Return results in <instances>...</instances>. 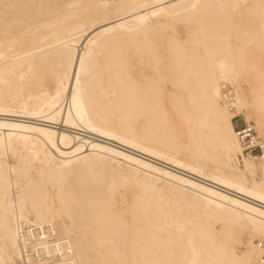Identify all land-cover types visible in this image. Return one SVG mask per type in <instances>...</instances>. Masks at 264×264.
<instances>
[{"label": "bare ground", "instance_id": "bare-ground-1", "mask_svg": "<svg viewBox=\"0 0 264 264\" xmlns=\"http://www.w3.org/2000/svg\"><path fill=\"white\" fill-rule=\"evenodd\" d=\"M240 116L264 141V0H0V264H264Z\"/></svg>", "mask_w": 264, "mask_h": 264}, {"label": "built area", "instance_id": "built-area-1", "mask_svg": "<svg viewBox=\"0 0 264 264\" xmlns=\"http://www.w3.org/2000/svg\"><path fill=\"white\" fill-rule=\"evenodd\" d=\"M222 99L229 103L231 101L232 90L228 84H223ZM235 135L240 146V152L236 155L237 164H241L243 157L256 158L258 156H264V141L258 136L254 126L247 122H242L235 129ZM48 225L40 226L38 229L40 232L46 231ZM53 239V238H51ZM258 246H264V238L257 241ZM45 255V256H44ZM47 258L48 256L44 254Z\"/></svg>", "mask_w": 264, "mask_h": 264}, {"label": "rangeland", "instance_id": "rangeland-1", "mask_svg": "<svg viewBox=\"0 0 264 264\" xmlns=\"http://www.w3.org/2000/svg\"><path fill=\"white\" fill-rule=\"evenodd\" d=\"M111 14H109L110 16ZM5 118V116H1V118ZM6 118H9V119H14V117H11V116H6ZM243 121V117L240 116L239 117V122H242ZM173 123H177L179 124V126L182 128L183 131H186V128L184 126V124L182 122H173ZM251 123L253 124V122L251 121ZM89 135L90 137H95L94 139H99V140H102L104 141L105 143H111V145H116V143L110 141V140H107V139H104V138H101V137H98L96 135H92V134H87ZM182 156H185L187 157L188 155L187 154H180ZM130 196H131V188L129 186V184H126L122 187H119L118 191L116 192L115 194V202H116V206L117 208H120L122 210V214L123 216L126 218L128 215H127V212H126V205L128 204V202L130 201ZM242 249L243 246L239 245L237 247V249Z\"/></svg>", "mask_w": 264, "mask_h": 264}]
</instances>
